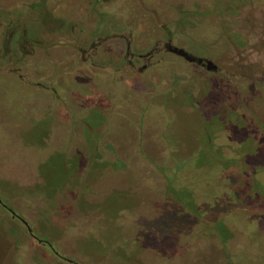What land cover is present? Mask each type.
Listing matches in <instances>:
<instances>
[{
  "label": "rangeland",
  "instance_id": "rangeland-1",
  "mask_svg": "<svg viewBox=\"0 0 264 264\" xmlns=\"http://www.w3.org/2000/svg\"><path fill=\"white\" fill-rule=\"evenodd\" d=\"M0 264H264V0H0Z\"/></svg>",
  "mask_w": 264,
  "mask_h": 264
}]
</instances>
